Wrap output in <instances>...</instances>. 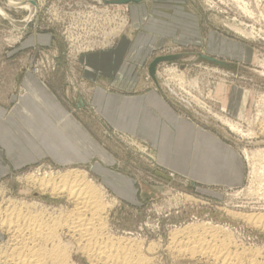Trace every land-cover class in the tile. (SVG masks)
I'll return each instance as SVG.
<instances>
[{
    "label": "rangeland",
    "instance_id": "374dc122",
    "mask_svg": "<svg viewBox=\"0 0 264 264\" xmlns=\"http://www.w3.org/2000/svg\"><path fill=\"white\" fill-rule=\"evenodd\" d=\"M13 1L14 4L9 5L6 0H0V103L10 104L23 92L19 83L29 69L49 84L100 139L112 157L106 168L114 171V175L120 173L133 179L138 190V202L131 204L115 189L103 184L101 175L93 171L90 164L79 168L105 190L104 204L111 206L105 213L106 228L109 227L113 235L141 246V253L151 264H213L198 257H178L172 251L176 232L196 225L218 228L219 238L228 239L227 243L242 253L245 261L255 257L264 262V227L250 219L251 216L264 219V183H260L264 182L260 171L264 161H258V151L264 149V68L259 66L260 60H264V0H189L190 11L201 18L203 37L200 41L184 46L165 44L153 49L136 69H126L125 81L120 78L121 74H109L111 88L141 90L152 86L146 64L149 68L155 58L178 53L176 60L158 63L157 86L166 97L176 100L182 114L200 127L214 131L224 144L236 151L242 161L244 179L237 186L204 182L191 175L183 177L162 168L152 157L151 146L107 128L91 113L88 108L91 87L106 79L97 73H87V55L110 50L128 32L130 10L127 4L111 8L103 5L109 0ZM20 1H27L28 8L15 4ZM211 32H216L215 37L225 41L227 48L235 46L240 58L215 57L220 62L201 58L202 54H207ZM34 33L52 34L51 43L27 42L28 36ZM225 44L222 42L221 47ZM223 50L230 53L226 48ZM136 75L141 89L137 85L132 89L131 83L126 85ZM216 83L237 87L234 114L226 112L212 99L211 86ZM224 121L233 122L242 132L232 130ZM104 129L109 137L104 136ZM254 152L259 154H252ZM96 161H101L99 155L94 156L92 163ZM217 165V161L212 165L208 161V173L204 174L205 170L202 172L203 167H200V177L216 179L223 175L224 171ZM69 167L46 161L11 172L0 182V205H7L10 199L35 203L38 207L45 205L50 211L54 210L52 215L58 219L71 208L65 199L40 194L20 179L37 169L36 174L42 177L44 172L56 175ZM253 167L256 173L261 172L256 174L257 179L252 174ZM6 240L7 237L0 235V245ZM73 259L77 264H89L78 253Z\"/></svg>",
    "mask_w": 264,
    "mask_h": 264
},
{
    "label": "crops",
    "instance_id": "0c3cea01",
    "mask_svg": "<svg viewBox=\"0 0 264 264\" xmlns=\"http://www.w3.org/2000/svg\"><path fill=\"white\" fill-rule=\"evenodd\" d=\"M189 4V0H140L127 4L130 10L128 32L110 50L87 55V73H97L106 79V82L99 81L91 87L88 108L107 128L151 146L152 157L160 167L183 177L191 175L204 182L237 186L244 179L242 161L236 151L224 144L214 131L200 127L182 114L177 109L176 100L166 97L157 86L156 73L154 78L150 77L152 86L143 89L137 75L130 78L126 85L131 83L132 89L136 85L141 89L134 92L108 85L110 73L121 74L120 78L125 81L128 78L126 69H136L155 48L200 41L203 37L201 18L190 11ZM215 34L211 32L209 35L207 54H202L201 58L214 62H220L215 57L240 58L235 46L227 48V43ZM51 39L52 34L34 33L28 36L27 42L32 40L48 45ZM225 48L230 53L225 52ZM165 56L176 60L180 55L175 52ZM148 69L146 64L147 73ZM157 70L158 64L155 72ZM19 84L23 92L15 101L0 103V182L11 172L40 162L79 167L90 164V168L101 175L103 184L115 189L131 204H136L138 190L134 187L135 181L120 173L114 175V171L106 168L112 157L104 144L52 87L29 69L25 70ZM211 89L212 99L221 108L230 114L237 111V87L216 83ZM103 133L109 137L107 130L104 129ZM224 153L230 154L229 159H225ZM96 155L101 161L93 164ZM208 161L211 165L217 161L223 175L216 179L200 177V167H203L202 172L205 170L204 174L208 173Z\"/></svg>",
    "mask_w": 264,
    "mask_h": 264
},
{
    "label": "bare ground",
    "instance_id": "6f19581e",
    "mask_svg": "<svg viewBox=\"0 0 264 264\" xmlns=\"http://www.w3.org/2000/svg\"><path fill=\"white\" fill-rule=\"evenodd\" d=\"M6 1L9 5L14 4L13 0ZM15 4L29 6L27 1ZM259 66L264 68V60H260ZM224 123L232 130L242 132L233 122ZM258 152L252 154H259L258 161H264V149ZM230 154L224 153L225 159H229ZM79 168L71 166L62 172L59 170L56 175L44 172L42 177L36 174L37 169L20 179L40 194L59 200L64 198L71 208L57 219L52 215L54 210L50 211L45 205L38 207L35 203L13 199L3 207L0 205V235L7 237L6 242L2 241L0 245V264H77L73 259L76 253L84 256L89 264H151L141 253V246L132 244L128 238L113 235L109 227L106 228L105 213L111 206L104 204L105 190ZM254 168L252 174L255 179L260 171L264 176V165L258 173ZM250 219L264 227V219L260 216H251ZM218 230L212 226L196 225L176 232L178 234L173 237L175 244L170 246L178 257H198L213 264H264L255 257L245 261L242 253L227 243L228 239L219 238ZM64 237L71 241L64 240Z\"/></svg>",
    "mask_w": 264,
    "mask_h": 264
},
{
    "label": "water",
    "instance_id": "95a60500",
    "mask_svg": "<svg viewBox=\"0 0 264 264\" xmlns=\"http://www.w3.org/2000/svg\"><path fill=\"white\" fill-rule=\"evenodd\" d=\"M140 0H109L107 1V3H113V4H128L130 2H138ZM32 4H34L33 1H30ZM171 57L170 56H162V57H157L155 58L151 64L149 65V74L151 75L152 78H154V73H155V70H156V65L163 61V60H168L170 59Z\"/></svg>",
    "mask_w": 264,
    "mask_h": 264
},
{
    "label": "built area",
    "instance_id": "2783aa9c",
    "mask_svg": "<svg viewBox=\"0 0 264 264\" xmlns=\"http://www.w3.org/2000/svg\"><path fill=\"white\" fill-rule=\"evenodd\" d=\"M102 4H103V3H102ZM103 5L113 8V7H115V6H121L122 4H113V3H107V2H104ZM94 31H95V29H93L92 33H94Z\"/></svg>",
    "mask_w": 264,
    "mask_h": 264
}]
</instances>
